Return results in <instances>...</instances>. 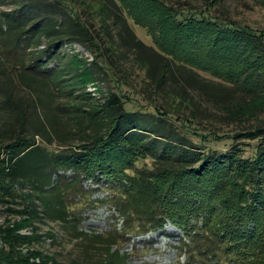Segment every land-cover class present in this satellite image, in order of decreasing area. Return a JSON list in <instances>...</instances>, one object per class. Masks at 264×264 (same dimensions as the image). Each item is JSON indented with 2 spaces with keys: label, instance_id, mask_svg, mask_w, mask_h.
Masks as SVG:
<instances>
[{
  "label": "trees",
  "instance_id": "trees-1",
  "mask_svg": "<svg viewBox=\"0 0 264 264\" xmlns=\"http://www.w3.org/2000/svg\"><path fill=\"white\" fill-rule=\"evenodd\" d=\"M227 1L11 0L15 8L1 12L9 35L43 32L50 37L48 50L65 39L83 44L93 55V71L82 83L92 80L97 66L113 88L104 101L81 92L83 107L35 111L32 138L21 130L1 142L0 203L19 217L0 228V264H37L21 253L31 236L19 231L31 226L35 233L42 218L62 223L72 240L99 243L97 254L84 253V264H121L119 251L111 250L120 236L155 232L168 222L184 233L179 253L185 264H264V126L231 136L256 140L245 153L237 143L225 150L206 147L222 135L191 124L203 106L195 90L206 91L196 70L242 93H264V48L256 49L264 33L232 20ZM129 21L145 29L152 45L136 36ZM0 88L5 92L6 83ZM158 98L169 106H160ZM136 101L147 111L134 110ZM11 102L7 97L5 108L17 112L14 124L23 129L25 118ZM188 108L191 114L184 117L177 112ZM156 114L195 129L197 138L166 126L162 116L148 126L145 119ZM61 123L73 127L65 136L58 133ZM36 135L46 146L55 144L41 147ZM74 139L79 143L67 146ZM60 170L74 174L62 176ZM86 179L110 184L122 223L108 235L79 230L80 205L70 197L82 195ZM18 184L31 191L21 192Z\"/></svg>",
  "mask_w": 264,
  "mask_h": 264
},
{
  "label": "rangeland",
  "instance_id": "rangeland-1",
  "mask_svg": "<svg viewBox=\"0 0 264 264\" xmlns=\"http://www.w3.org/2000/svg\"><path fill=\"white\" fill-rule=\"evenodd\" d=\"M13 7L11 0L4 2L0 0V85L3 83L7 85L5 92L0 88V144L12 132L20 133L21 130L32 138V134L36 133L33 126L35 111L42 112V114L43 111H48L53 114L59 113L58 108L65 104L69 107L74 104L83 107L85 103L83 96H80L81 92H91L96 99L104 101L113 88L110 79L97 66H94L95 73L91 74L92 80L82 83L85 78L84 74L93 71L90 64L93 55L83 44L65 39L57 47L48 50L50 37L43 32L36 36L21 38L9 35L6 26H2L5 19L1 16V12L11 11L15 8ZM226 7L231 19L237 24L246 25L258 33H264V0H228ZM129 23L141 41L152 45L145 29L135 25L132 21ZM255 41H261V39L257 38ZM262 48H264V42L256 49L262 50ZM196 72L201 76V83L206 91L195 90V98L203 106L200 109L202 113H199L191 124L201 129L204 134L222 135L220 140L210 139L205 142L206 147L225 150L233 143H237L244 148L245 153H250L256 140L237 139L231 136L238 130H252L264 126V93L251 96L236 90L231 83L220 81L203 70H196ZM11 75H14V79H11ZM11 80L13 83L9 85ZM136 86L139 87V84L136 83ZM7 97L11 98L15 110L24 116L23 129L19 126V121L14 124V115L17 112L5 108L4 101ZM40 99L46 102L41 105ZM165 100L158 98L157 102L163 108H167L170 102ZM143 105L146 104L136 101L131 106L134 110L142 111ZM56 106L58 107L55 109ZM143 111L147 110L143 109ZM191 111L188 108L186 111L178 110L177 112H183L181 116L184 117V115L191 114ZM156 115L145 119L148 126L153 127L154 122H159L161 116L164 117L161 114ZM64 119L69 122L68 117L64 116ZM163 120L166 126L170 124V127L177 130L179 134L193 141L197 138L193 133L195 129L188 127L187 130L178 123L179 121L166 116ZM67 128L73 129L70 125L68 127L62 123L59 125L60 136H65L64 132H67ZM49 131L53 132L51 128ZM34 140L39 142L41 147L46 146L41 136L36 135ZM77 143L79 141L76 139L66 142L67 146ZM54 144V142L51 143V145ZM51 145L49 143L46 147L51 148ZM3 154L1 150L0 157L4 156ZM59 173L66 177L74 174L71 170H60ZM54 177H52L53 180ZM83 186L81 196L70 197L74 204L80 205L78 207V214L81 218L79 230L90 235H108L121 227L122 217L109 198L110 184L86 179ZM16 188L21 192L31 191L27 184H18ZM10 207L16 210L20 208L18 204H11ZM18 217L7 208V205L0 203V228L9 226ZM34 227L35 233L31 226L20 230L19 233L31 236L29 242L22 244L21 253L37 264H84V253L88 256L94 255L100 246L99 243L89 240L83 243L72 240L59 221L42 218L35 223ZM1 237L0 232V246ZM183 240H185L183 231L168 222L163 229L155 232H147L140 236L132 234L120 236L117 244L112 245L111 250L119 251L124 260L121 264H185L184 255L179 253Z\"/></svg>",
  "mask_w": 264,
  "mask_h": 264
}]
</instances>
